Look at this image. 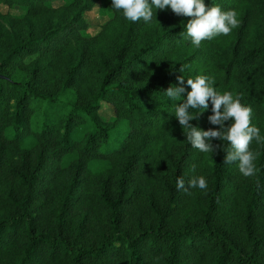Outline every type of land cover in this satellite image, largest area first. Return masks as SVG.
I'll return each instance as SVG.
<instances>
[{
    "label": "trees",
    "instance_id": "1",
    "mask_svg": "<svg viewBox=\"0 0 264 264\" xmlns=\"http://www.w3.org/2000/svg\"><path fill=\"white\" fill-rule=\"evenodd\" d=\"M55 1L0 0L23 11L0 9V264H264V143L246 178L228 141L202 153L175 117L205 75L264 137V0H204L239 25L199 47L170 8L145 23L112 0ZM98 3L110 18L90 36ZM211 109L190 123L218 129ZM198 176L206 190L177 189Z\"/></svg>",
    "mask_w": 264,
    "mask_h": 264
},
{
    "label": "clouds",
    "instance_id": "2",
    "mask_svg": "<svg viewBox=\"0 0 264 264\" xmlns=\"http://www.w3.org/2000/svg\"><path fill=\"white\" fill-rule=\"evenodd\" d=\"M112 8L123 10L124 17L132 22H151L156 10L170 8L175 14L191 17L186 25V37L191 38V43L199 47L202 41L211 40L218 35L227 36L232 29L238 27L237 12L235 10L222 11L219 6L207 7L204 0H112ZM183 71V68L180 69ZM178 84L170 85L165 94L171 100L178 101L185 92V79L177 77ZM191 91L186 100L176 104L175 117L183 129L186 140L202 153H214L219 145L214 146L213 139L226 140L231 149L226 152L224 164L238 162L239 171L244 177H252L257 169L254 161L258 153L250 150V144L255 140L264 143L260 129L251 123L253 110L250 106L241 103V97H234L232 92L223 94L214 87V81L205 75H197L194 79L186 80ZM212 105V114L208 116L211 125H218V129L209 128L202 130L193 126L190 121L196 119ZM195 113V114H194ZM231 121L226 127L225 122ZM177 189L187 191L188 188L206 190L208 185L204 176H198L188 181L178 177Z\"/></svg>",
    "mask_w": 264,
    "mask_h": 264
},
{
    "label": "rangeland",
    "instance_id": "3",
    "mask_svg": "<svg viewBox=\"0 0 264 264\" xmlns=\"http://www.w3.org/2000/svg\"><path fill=\"white\" fill-rule=\"evenodd\" d=\"M64 4V0H57L53 2L54 6H61ZM0 9L3 13H11L16 16H20L23 14V11L19 8H15L13 10H9L8 7L4 5H0ZM110 18L109 13L103 8L102 3H98L95 8L88 12L85 15L86 22L88 23L89 27L87 30L88 35L95 36L100 32V28L103 24H105L108 19ZM114 114V111L111 106L104 107L101 110V115L104 118H111Z\"/></svg>",
    "mask_w": 264,
    "mask_h": 264
}]
</instances>
